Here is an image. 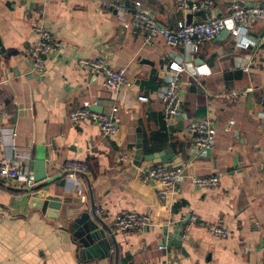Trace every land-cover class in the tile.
<instances>
[{
  "label": "crops",
  "instance_id": "obj_1",
  "mask_svg": "<svg viewBox=\"0 0 264 264\" xmlns=\"http://www.w3.org/2000/svg\"><path fill=\"white\" fill-rule=\"evenodd\" d=\"M137 1L164 27L188 22L173 0H123L132 10ZM232 1L216 0L213 11L192 21L230 17ZM112 2L0 0V165L8 160L35 173L43 160L50 181L46 190L36 184L29 192L0 178V264H264V106L259 91L232 95L264 83V21L248 27V46L225 30L190 58L182 116L168 127L159 98L165 70L189 57L163 39L147 45L131 14L121 16ZM38 27L57 47L37 72L29 56L39 44ZM97 58L127 69L129 84L119 94L80 66ZM141 95L148 101H139ZM86 106L104 116L117 109V133L104 136L90 121L72 122L71 111ZM204 118L216 125L215 146L196 157L186 119ZM162 151L174 157L170 163L181 158L189 177L220 176V185L198 189L186 180L170 197H158L157 184H144L141 171L163 166L144 160ZM68 160L87 163V173L71 177ZM34 192L60 199L56 220L31 207ZM128 211L149 217L151 225L128 236L115 233V217ZM82 214L77 238L71 225ZM192 216L200 222L185 233ZM201 223L220 224L230 235L215 237Z\"/></svg>",
  "mask_w": 264,
  "mask_h": 264
},
{
  "label": "built area",
  "instance_id": "obj_2",
  "mask_svg": "<svg viewBox=\"0 0 264 264\" xmlns=\"http://www.w3.org/2000/svg\"><path fill=\"white\" fill-rule=\"evenodd\" d=\"M176 8L184 15L197 16L201 13L213 11L216 0H173ZM112 6L119 11L121 16L131 14V26L140 32L147 45L154 44L158 39H163L171 47H182L189 57L170 61L165 70L167 79L166 85L159 93L162 104L164 120L167 126L174 125L176 120L182 116L181 84L182 77L190 70L194 69L192 58L199 52L202 45L219 37L223 31L231 33L239 43L248 46L243 37L248 33V27L256 21H264V5L245 3L243 0H233L230 4V17L219 18L209 17L206 21H192L191 23H179L175 29H170L160 25L150 14L142 9L140 1L135 2L132 9L123 0H113ZM131 11V12H130ZM39 44L36 49H32L30 59L35 71H42L45 67L44 57L57 47L52 36L42 27L36 28ZM246 42V43H245ZM191 58V59H190ZM191 60V61H190ZM1 65V62H0ZM80 66L94 77L101 78L104 86L115 94H119L129 84V76L126 68L113 69L105 59L81 60ZM199 76V72H197ZM259 91L261 93L260 103L264 106V83L260 86H250L244 91L232 93L233 96L244 95ZM139 101L147 102L148 98L141 95ZM113 109L111 115L104 116L95 112L90 106L77 108L71 111L70 120L74 123L90 121L99 128L104 136H113L117 133L115 124V113ZM186 130L192 135L193 150L196 157H202L212 151L215 146L217 129L214 121L210 118L186 119ZM4 146L2 136H0V151ZM15 152V148H12ZM65 169L71 177L85 175L88 165L84 161L68 160L64 164ZM187 166L180 168H168L164 166H154L141 171V179L144 184H157L158 197L165 199L170 197L177 189L178 185L189 180L198 189L213 190L220 183V176L210 177H189L186 174ZM264 173V162L262 165ZM0 178L8 186L25 188L33 192L36 183L34 173L28 168H23L17 163L3 160L0 165ZM99 213V212H98ZM200 222L196 216L190 217L185 225L184 231L187 233L192 227ZM151 225L150 218L135 211L122 212L117 215L112 223L115 233L125 236L135 232H140ZM207 231L218 238H228L230 233L220 224H203ZM264 254V246L262 247Z\"/></svg>",
  "mask_w": 264,
  "mask_h": 264
},
{
  "label": "water",
  "instance_id": "obj_3",
  "mask_svg": "<svg viewBox=\"0 0 264 264\" xmlns=\"http://www.w3.org/2000/svg\"><path fill=\"white\" fill-rule=\"evenodd\" d=\"M191 22H192V15H188V22L187 23H191ZM224 32L225 31H223L222 33H224ZM139 149H140V152H138V154L141 155L143 152V150H141L142 146H139ZM172 159H174V157H172L168 151H162L159 153L147 155V156H145L144 160L153 162L154 164H162L163 166L168 167V168H180L182 166V159L181 158L173 160L174 163H170L169 161ZM45 165L46 164L43 160H38L36 162V171L34 173L35 183L40 184V185H38L37 188H39V189L43 188V190H46L47 185H49V183H50V181L48 180V177L46 175ZM30 204H31V207L41 209L42 212L46 215V217L48 219L56 220L59 216L58 211L61 208V203H60V199H58V198H54V197H50V196L44 198L42 196L41 192H34V195L30 200ZM85 218H87V215L82 214V215H80V217L75 219L71 225V228L75 230L74 235L77 238H79L81 236V232L78 230H80V226H82L85 223L84 222ZM184 224H181L177 234L175 236H173L176 239V242L175 241L173 242V244L176 247H181V239H182V233H183L182 228H183ZM85 228H86V230H88V226H85ZM93 237H95V236L93 235ZM80 244L82 245V248L88 247V243L84 239H82L80 241ZM94 264H98V263H94ZM99 264H101V263H99Z\"/></svg>",
  "mask_w": 264,
  "mask_h": 264
}]
</instances>
